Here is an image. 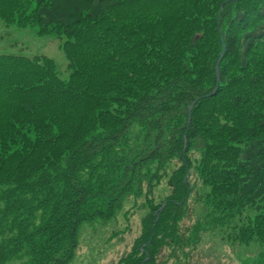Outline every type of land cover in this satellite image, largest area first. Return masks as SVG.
Returning <instances> with one entry per match:
<instances>
[{"label":"trees","instance_id":"1","mask_svg":"<svg viewBox=\"0 0 264 264\" xmlns=\"http://www.w3.org/2000/svg\"><path fill=\"white\" fill-rule=\"evenodd\" d=\"M0 22L68 71L0 54V264H68L131 200L117 264L186 262L213 231L264 264V0H0Z\"/></svg>","mask_w":264,"mask_h":264},{"label":"rangeland","instance_id":"2","mask_svg":"<svg viewBox=\"0 0 264 264\" xmlns=\"http://www.w3.org/2000/svg\"><path fill=\"white\" fill-rule=\"evenodd\" d=\"M0 52L28 57L44 55L54 62L63 78L68 76L67 61L60 50L59 42L52 35H37L35 27L19 30L0 22ZM164 192L162 184L155 194L162 195ZM132 205L133 200L126 202L112 221L81 225L77 236L78 245L68 264H117L131 249L133 240L139 235L140 222L146 213V210L137 208L136 203L131 209ZM129 213L131 215L128 216ZM258 259L257 244H229L222 240L218 232L213 231L204 235L201 245L191 259L185 262L179 256V261L170 259L164 264H257Z\"/></svg>","mask_w":264,"mask_h":264},{"label":"water","instance_id":"3","mask_svg":"<svg viewBox=\"0 0 264 264\" xmlns=\"http://www.w3.org/2000/svg\"><path fill=\"white\" fill-rule=\"evenodd\" d=\"M216 70H217V67H216Z\"/></svg>","mask_w":264,"mask_h":264}]
</instances>
